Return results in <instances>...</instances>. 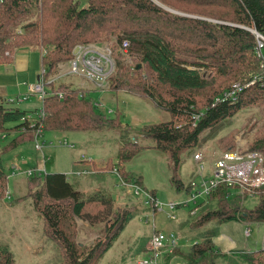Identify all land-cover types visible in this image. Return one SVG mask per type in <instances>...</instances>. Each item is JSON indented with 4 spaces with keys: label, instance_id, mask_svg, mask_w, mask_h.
Returning a JSON list of instances; mask_svg holds the SVG:
<instances>
[{
    "label": "trees",
    "instance_id": "trees-1",
    "mask_svg": "<svg viewBox=\"0 0 264 264\" xmlns=\"http://www.w3.org/2000/svg\"><path fill=\"white\" fill-rule=\"evenodd\" d=\"M167 6L204 17L177 14ZM253 27L264 34V0H87L84 3L83 0H0V64L13 60L17 48L34 45L41 50L42 66L50 76L72 59L79 43L115 38L113 47L121 48L124 41L129 42L130 55L138 62L134 66L119 63L111 89L131 91L148 99L158 110L169 113L168 120L140 127L141 138L147 143H139L140 136H134L129 123L99 110L84 90L54 83L48 86L54 93L43 101L44 131L96 133L117 129L119 139L125 138L117 151L118 162L109 159L106 165L94 164V169H87L97 174L115 168L122 179L139 183L127 164L140 149L152 148L167 155L172 181L178 191H183L189 189L178 176L184 154H192L205 139L216 136L222 125L245 106L264 103V79H258L236 100L224 99L233 84L250 83L261 74L260 58L255 51L257 41L248 29ZM19 28L23 31L19 32ZM59 91L64 94L62 98L57 94ZM12 104L0 96V136L12 129L19 132L0 150V200H7L13 194L8 191L3 152L23 142L28 133L36 134L31 121L24 120L33 111ZM197 114H201L198 119ZM206 132L209 134L203 137ZM251 150L264 155V139L257 141ZM93 161L82 159L75 163ZM28 178L30 184H38L32 195L33 204L45 220L47 235L61 247L64 264H96L133 218L113 210L111 197L101 195L105 189L88 195L79 192L67 174L37 171ZM152 195L156 196L154 192ZM255 195L260 202L250 208L245 205L246 200L239 199L228 187L216 190L196 217L181 226L187 227V233L196 235L187 250L178 248L179 256L188 264H218L219 260L230 264H264V246L227 255L214 243L220 224L233 220L264 222V186L255 189ZM98 202L107 211L106 217L115 212L116 221L106 229L104 239L90 248L80 247L70 231V220L75 216L87 218L84 213L87 204ZM215 220L214 227L206 226ZM7 245L0 244V264H15Z\"/></svg>",
    "mask_w": 264,
    "mask_h": 264
},
{
    "label": "rangeland",
    "instance_id": "rangeland-1",
    "mask_svg": "<svg viewBox=\"0 0 264 264\" xmlns=\"http://www.w3.org/2000/svg\"><path fill=\"white\" fill-rule=\"evenodd\" d=\"M86 1L83 0V3ZM166 8L181 15L194 18L204 17L199 13L188 14L168 6ZM204 19L221 22L212 18ZM18 31L23 30L19 28ZM114 41L115 38L108 41L100 39L94 42L105 47L108 44L113 46ZM112 48L114 49V57L118 62L117 65L123 63L134 66L138 62L132 57L123 55L120 48ZM18 49L20 48H17L16 51ZM11 62L12 60L8 61V64ZM260 73H262V68ZM1 79L2 76L0 75V84L7 85ZM65 81L73 82L74 87L80 85V80L75 77H66ZM8 84L11 85V83ZM8 86H0V89H7ZM94 88L92 87V89ZM124 94L127 96L128 101H124L126 98H121ZM90 96L99 107L102 105L100 102H105L108 110V112L106 111L107 115L118 116L123 123H129V126L135 132L134 136H140L138 139L141 144L147 143L146 139L141 138L142 129L140 127L143 124L165 121L169 118V113L158 110L148 99L131 91L124 90L122 92L121 90L109 88L107 91L92 92ZM12 105L20 107L22 110L35 111L41 108L43 103L32 97L30 100L23 101L22 105L17 103ZM101 109L104 112L105 109ZM101 109L99 108V110ZM222 128L213 138L205 139L202 146L198 148V150L202 149L206 157L213 158L219 151L238 146L251 150L257 141L264 139V103L245 106L230 122L223 124ZM117 132V129H111V131L100 130L96 133L45 131L39 138L43 151L36 148L34 133H28L23 142H19L15 148L8 152H3L2 160L4 161L6 174L9 176L8 191L13 194L7 200H0V244H8V249L14 255L15 264H64L61 247L56 245L47 235L45 220L33 204L32 195H34L35 189L39 188L36 187L38 184H30L28 180L30 176L26 172L24 175V171L35 169L34 167L37 168L36 171L43 170V173L61 172L67 174L76 189L79 192H85L87 195L105 189L103 191L104 195H101L111 197L114 202L113 210L120 213L124 212L126 215L133 217L128 221L112 247L100 257L96 264H136L135 261L148 250V243L155 228L165 230L168 233L175 231L177 234H179L178 232L183 234V232H186L187 227L182 229L179 222L187 216L186 209L175 211L178 219L170 218L167 207L162 211L154 212L153 204L147 203L145 195L135 194L137 188L131 186L136 184L147 192H154L158 201L165 204L171 202V200H177L180 196L183 197L184 193L179 194V191L176 190L178 187L172 181L173 172L169 168L167 155L161 154L152 148L140 149L135 159L127 164L129 170L133 173V178L138 179L139 183H135L134 180L132 182L124 177L123 179L120 178L121 173L116 171L115 168L112 171L97 172V174L87 169H94V164L106 165L109 159H113V163L118 162L117 151L125 138L120 140ZM18 134L19 132L13 129L2 134L0 136V150H4ZM208 134L209 132H206L203 137ZM198 150L192 154L187 152L184 154V160L178 175L184 183L189 182L191 179L192 170L195 166L193 154ZM82 159L95 161L87 162V164L75 163V161ZM74 167H85L87 170L80 171ZM14 170H18L20 173H13ZM238 196L239 199L246 200L245 205L250 208L255 207L260 202V198L254 196L253 192L251 194L246 192ZM241 204H244L243 201ZM84 211L87 218L82 219L75 216L73 220H70L72 221L70 231L74 234V240L80 247L90 248L99 239L105 238L106 229L113 225L116 217H114L115 212L106 217L107 211L100 202L87 204ZM107 218L109 220L106 221ZM216 223V220L209 222L207 227L212 228ZM257 223H250L253 232L247 241L244 237L243 225L239 224L238 221L233 220L229 223L220 224L221 236L215 239V243L221 247V250H219L224 252L222 254L230 255L235 252L240 253L245 250L262 248L264 246V222ZM232 242L238 243L239 247L227 250ZM181 243L192 245L193 241L188 238L186 241H181ZM188 247L187 245L181 249L187 250ZM178 251L180 249L176 250L177 253L173 252L169 258L178 259V264H186L187 262L179 256ZM218 264L230 263L219 260Z\"/></svg>",
    "mask_w": 264,
    "mask_h": 264
},
{
    "label": "built area",
    "instance_id": "built-area-1",
    "mask_svg": "<svg viewBox=\"0 0 264 264\" xmlns=\"http://www.w3.org/2000/svg\"><path fill=\"white\" fill-rule=\"evenodd\" d=\"M248 29L257 41L255 51L260 58L262 73L250 83L242 84L240 82L233 84L224 94L225 100H236L241 92L254 85L258 79H264V34L255 27ZM129 46V42L124 41L120 51L123 55L132 57L129 52ZM112 47L110 44L104 47L102 44L95 42L93 44L79 43L73 50L72 59L68 62L65 72L60 71L59 67L49 76L47 69L42 66L39 72L41 76L40 82L30 85L29 90L22 96L8 98L7 102L21 104L23 101L35 96L40 102L44 103L43 101L46 97L54 93L48 86L51 83L57 85L66 76H83L94 81L101 89L107 90L111 88L112 78L118 66ZM57 94L60 98L64 96L61 91ZM45 114L46 112L42 105L41 108L28 112L24 116V120L31 121V125L36 130L34 142L36 148L40 150H43V146L39 143V138L45 132L42 122ZM199 116L201 114H197V119ZM193 160L195 163L194 172L190 181L186 183L189 189L183 190L185 196H181L177 200H171L167 204L161 203L151 192L143 190L136 184L131 186H136L135 194L139 196L141 194L145 195L147 203H152L156 211H162L167 207L168 215L172 219H178V215L175 213L176 210L183 209L190 204L193 205L190 213L196 215L200 207L206 204L207 199L220 187H228V190L235 191V195L238 196L246 192L249 194L253 192L254 194L255 189L264 186V155L258 150L254 151L238 146L219 151L211 158L206 157L202 149H200L193 154ZM42 171L39 170L38 173ZM15 172H18V170ZM25 172L29 176H33L35 172L37 173L36 169L26 170ZM230 194L231 192L228 193V196ZM154 230L148 243L147 253L143 257L138 258L135 261L136 264H161L165 253H175L178 248L182 247V237L177 233H168L158 228ZM251 234L252 228L247 224L245 236L249 237Z\"/></svg>",
    "mask_w": 264,
    "mask_h": 264
},
{
    "label": "crops",
    "instance_id": "crops-1",
    "mask_svg": "<svg viewBox=\"0 0 264 264\" xmlns=\"http://www.w3.org/2000/svg\"><path fill=\"white\" fill-rule=\"evenodd\" d=\"M41 57H42V52L39 48L35 49L32 46H22L20 49H18L15 52V54H13V58H12L13 60L10 64H8V62H7V64H0V75L2 76L1 80L7 84V85H1L0 84V86H8L9 85L8 83H11V85H9L7 89H0V96L5 98V99H8L10 97L22 96L23 94H25L29 90L30 85L37 83L38 76L40 75L39 72H40V69L42 67ZM67 66H68V62H65L59 66L60 68L59 67L58 68L60 71L65 72ZM66 77L78 78L80 80L79 87H74L73 82L65 81ZM66 77L61 79L58 84L63 85L65 87L69 86V87H74V88L79 89V90L80 89L84 90L87 94H90L92 92L99 91V90H102V91L109 90V89H107V90L100 89V87L97 86L94 81H92L86 77H83V76H80V77H78V76H66ZM92 87H95V88L92 89ZM121 91L123 92L124 90H121ZM33 97H35V96H33ZM121 98H123V99L126 98V99H124V101H128L127 96H125V94ZM36 100L38 102H40L37 98H36ZM100 103L102 104L101 105L102 107L101 106L99 107L97 103H96V105L100 109L101 108L105 109L106 108L105 102H100ZM22 104L23 103H21L19 105H22ZM32 111H34V110H32ZM101 111H103V110L101 109ZM106 111L108 112L107 108L104 110V112H106ZM46 132H48V131H46ZM65 135H67V134H65ZM61 145H62V143H61ZM29 168H32V167H29ZM34 168L37 170L36 167H34ZM13 173H20V171L15 172V170H14ZM24 175H25V173H24ZM192 175H193V173H192ZM192 175H191V177H192ZM176 190H177V188H176ZM181 192H183V191H179L178 193L182 194ZM184 196H185V194L183 195V197ZM202 206L200 207V209L202 208ZM192 208H193V205L190 204L189 206L181 209V210L186 209V215H187L185 218H182V220L179 221L182 226H186V224L188 223L186 221H189L192 218L196 217V215H192L189 212ZM200 209H199V211H200ZM238 222H239V224L241 223L243 225V228H244L243 233H244L245 240L247 241L252 236V234H251V236L246 237L245 236V227L247 224L250 226V223H254V222H251V221H244V222L238 221ZM259 223H257V224H259ZM172 232H175V231H172ZM172 232H169V233H172ZM252 232H253V228H252ZM178 233H179L178 235L182 237V241H186L188 238L193 239L196 235V234H191V233H187V232L186 233L183 232V234L180 232H178ZM184 234H185V236H184ZM220 236H221V228H220L219 235L216 236L215 239L219 238ZM262 242H263V240H262ZM214 243H215V240H214ZM263 244H264V242H263ZM187 245H189V244H185V245L183 244L182 247H186ZM216 246L218 247V249L221 250V247L218 244H216ZM234 247H239L238 243L232 242V245H230V247H228L227 250H230V248H234ZM227 250H224V251H227ZM146 253H144L143 255H145ZM175 253H177V252H175ZM170 255H172V254L165 253L162 257L161 264H178L177 263L178 259L169 258ZM141 257H143V256H141Z\"/></svg>",
    "mask_w": 264,
    "mask_h": 264
},
{
    "label": "water",
    "instance_id": "water-1",
    "mask_svg": "<svg viewBox=\"0 0 264 264\" xmlns=\"http://www.w3.org/2000/svg\"><path fill=\"white\" fill-rule=\"evenodd\" d=\"M141 65L140 64H138V67H140ZM40 80H41V76L39 75L38 76V80H37V82H40Z\"/></svg>",
    "mask_w": 264,
    "mask_h": 264
}]
</instances>
